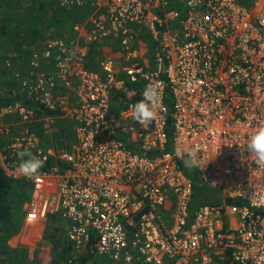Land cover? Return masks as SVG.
I'll use <instances>...</instances> for the list:
<instances>
[{
    "label": "built area",
    "instance_id": "built-area-1",
    "mask_svg": "<svg viewBox=\"0 0 264 264\" xmlns=\"http://www.w3.org/2000/svg\"><path fill=\"white\" fill-rule=\"evenodd\" d=\"M163 2L60 0L67 10L89 5L92 31L74 26L84 32L82 46L49 38L31 52L34 71L15 74L21 100L1 110L26 127L6 126L0 166L32 185L26 221L42 224L57 215L75 254L92 242L107 264H264V164L245 149L264 127V0L249 7L236 0H194L191 7L177 0L179 10ZM142 27L151 30V53L139 46ZM100 40L115 42L120 59L101 57L93 70L84 63L86 44ZM46 62L49 69H40ZM149 85L160 105L143 125L131 118V106ZM42 114L49 124L53 114L70 124L68 146L42 145L30 128ZM168 116L174 150L199 144L196 170L223 197L191 218L192 180L175 151L146 154L164 149ZM23 150L50 165L26 178L17 167ZM50 257L38 254L37 264H50Z\"/></svg>",
    "mask_w": 264,
    "mask_h": 264
},
{
    "label": "rangeland",
    "instance_id": "rangeland-1",
    "mask_svg": "<svg viewBox=\"0 0 264 264\" xmlns=\"http://www.w3.org/2000/svg\"><path fill=\"white\" fill-rule=\"evenodd\" d=\"M163 1V4L166 3L165 8L167 9L170 0ZM171 1L177 2V0ZM177 4L179 3L177 2ZM91 12L92 9L89 5L71 10L64 9L60 6V0L2 1L0 3V97L22 94L18 90L15 74L17 72L29 74V71H34L29 64L30 52L40 51L49 38L61 36L79 46L84 45L82 39L84 32H75L74 26L85 24L88 31L91 32L92 28L87 25ZM17 25L25 31H16ZM137 33L142 51L149 49L151 53L154 46L151 30L142 27L137 30ZM96 43L99 45L98 50L101 57L111 56L116 60L120 59V54L116 52L118 47L115 42L100 40ZM87 48L88 44H86V52ZM40 69H49V64L46 62ZM51 116L53 124H49L46 114H42L30 123V128L41 136L43 146L54 145L56 149L68 146L73 140L70 124L57 114ZM6 126L17 130L26 127L25 124L19 123L17 117H6V114L0 109V151H3V144L6 142L4 134ZM46 130H48L47 133ZM59 136L63 138L58 142L56 137ZM6 162L8 163L7 159ZM26 208L27 203L21 207L24 216L19 232L5 241H0V259L3 264H37L38 254L44 256V260H47L49 255L52 258L51 252L56 236H61L63 240H66L61 225L57 226L55 220H50L52 216H49L42 224L27 222ZM53 233L55 238L51 236ZM73 255L78 254L73 252ZM84 264L107 263L98 255L93 254Z\"/></svg>",
    "mask_w": 264,
    "mask_h": 264
},
{
    "label": "trees",
    "instance_id": "trees-1",
    "mask_svg": "<svg viewBox=\"0 0 264 264\" xmlns=\"http://www.w3.org/2000/svg\"><path fill=\"white\" fill-rule=\"evenodd\" d=\"M4 0H0V3ZM239 4L249 7L251 5V0H236ZM168 10L177 9L180 7L175 3V1L168 2ZM15 30L18 32H24L25 30L20 26H16ZM99 45L96 42L89 43L87 48V53L84 58V63L87 67H90L93 70H98V62L100 59ZM31 53V52H30ZM20 96L13 95L10 97H0V109L12 102L20 101ZM165 104L168 108V111L171 113L173 110V99L169 91H166L165 94ZM42 112V111H41ZM45 113V112H44ZM166 131H167V142L163 150L154 149L146 154L150 156H155L161 152L173 153V120L171 116H168L166 121ZM63 137H56L58 142ZM59 145V144H58ZM62 146V145H61ZM129 148L132 152L135 153H144L141 149L134 145H129ZM180 168L183 172L191 178L192 180V195L190 202L188 204V211L190 218L193 217L195 211L203 204H219L222 202V195L212 188L210 185L205 183L199 175V172L195 170L186 169L182 162L178 160ZM50 165V162L46 163L41 169H45ZM32 193V185L25 179H16L13 178L5 172V170L0 166V241H5V239L17 234L19 232L20 226L22 224V219L24 216V211H21V207L28 203ZM227 202L235 205L244 204L243 199H226ZM21 211V212H20ZM50 220H55L57 226L60 225V220L57 215H51ZM57 229L56 226H54ZM55 238V234L51 235ZM50 236V237H51ZM52 247V258L50 264H84V262L93 256L91 250L92 242L87 248V251L82 255H76L74 257L73 250L71 245L63 240L62 237L56 236L53 241ZM71 256V257H70ZM72 259L73 263H69V259ZM0 264H3L0 259Z\"/></svg>",
    "mask_w": 264,
    "mask_h": 264
},
{
    "label": "clouds",
    "instance_id": "clouds-1",
    "mask_svg": "<svg viewBox=\"0 0 264 264\" xmlns=\"http://www.w3.org/2000/svg\"><path fill=\"white\" fill-rule=\"evenodd\" d=\"M189 6H194V0H189ZM159 105V92L156 87L149 85L143 92V99L131 106V118L146 125L156 118ZM245 149L254 157L257 165L264 164V127L259 128L251 135ZM174 151L176 158L182 162L186 169L195 170L200 167L199 144L187 145L183 148L177 147ZM16 155L19 161L18 171L26 178H32L43 167L44 160L31 151H18Z\"/></svg>",
    "mask_w": 264,
    "mask_h": 264
}]
</instances>
